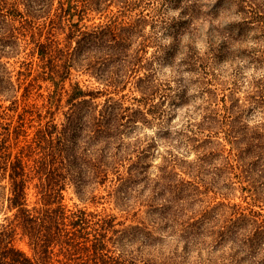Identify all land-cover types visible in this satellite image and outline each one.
Returning a JSON list of instances; mask_svg holds the SVG:
<instances>
[{
	"label": "clouds",
	"instance_id": "obj_1",
	"mask_svg": "<svg viewBox=\"0 0 264 264\" xmlns=\"http://www.w3.org/2000/svg\"><path fill=\"white\" fill-rule=\"evenodd\" d=\"M216 2L211 0L212 4ZM257 5L264 7V0H246L243 11L234 5L233 14L221 25L247 26L243 39L229 47L230 57L217 55L214 64L211 53L204 55L208 51L204 42L209 27L205 25L196 45L202 61L197 62L195 71L187 72L183 67L177 70L175 66L164 68L155 73L147 89L145 84L151 73L143 65L155 49L145 48L140 53L143 36H134L128 28L117 34L121 37L127 33L128 43L117 40L109 31L77 42L74 50L78 55L86 43L99 42L100 51L86 62L91 64V69L83 73L104 89L96 95L88 93L91 99L104 97V102L97 105L100 109L97 114L102 110L119 114V139L109 152L108 162L112 167L105 169L98 186L108 181L109 175L119 176L121 170L125 175L138 171L147 177L148 187L135 206L142 209L140 201L163 190L159 204H169L171 207L164 211L175 213V231L165 228L153 235L148 228L142 233L144 240L123 249L113 248L119 258L140 264H179L180 261L210 264L212 260L216 264H264V233H257L255 226L243 218L231 221L230 207L223 204L210 207L205 199L209 192L225 200L237 190L243 194L244 189L240 187L243 183L248 185L250 194L264 200V19H261L264 11ZM50 7L51 0H47L46 11ZM144 31L150 35L149 27ZM220 43L217 39L213 47L219 48ZM115 50H123L132 61L125 62L118 73L121 58L113 55ZM16 59V56L0 58L13 62ZM179 63L177 58L175 64ZM126 88L127 95L121 102L127 100L128 106L121 110V103L111 101L108 90L116 93ZM89 104L82 102L75 107L84 108ZM213 118L215 123L210 127ZM104 123H111V115ZM233 124L237 126L239 144L230 135ZM117 145L120 152L113 158ZM224 145L228 146L227 154ZM177 183L178 190L173 187ZM144 186L140 182L136 191ZM115 191H123V187ZM225 236L230 238L225 240Z\"/></svg>",
	"mask_w": 264,
	"mask_h": 264
},
{
	"label": "trees",
	"instance_id": "obj_2",
	"mask_svg": "<svg viewBox=\"0 0 264 264\" xmlns=\"http://www.w3.org/2000/svg\"><path fill=\"white\" fill-rule=\"evenodd\" d=\"M141 1L51 0V7L46 11L47 0H0V58L18 55L22 41L29 36L27 42L33 44L32 53L37 55L39 61V73L33 80L42 79L51 87L43 104L45 115L39 117L35 131L27 134L25 124L34 121V117H26L30 111L26 110L25 104L17 112V89L12 80V72L7 61L0 60V98L10 101L9 106L3 107L0 113V215L4 216L0 223V264H140L139 261L119 258L113 248L123 249L126 246L122 240L129 234L128 230L133 229L132 232L140 234V231L145 232L144 229H117L116 225L119 223L116 222V217L104 210L90 211L86 206L78 205L68 208L63 203V192L69 186L75 188V194L80 200L85 194H90L95 199L93 193L107 183L106 181L98 186L99 179L106 174L105 169L112 167L108 162L109 152L118 141L120 131L118 113L116 115L102 110L97 114L100 110H97V104L88 95H96L97 92L84 91L76 82L69 83L68 88H64L71 71L75 68L89 71L92 66L86 62L93 53L100 51L99 42L93 40L86 43L83 52L78 55L74 50L77 42L109 31L117 40L122 39L128 43L130 37L127 33L121 37L117 34L122 29L131 28L134 36L144 37L140 46V53H144L150 40L143 33L141 19L124 22L112 17L103 23L89 26L81 23L86 14L102 12L110 3H116L122 11L137 6ZM171 1L162 0L161 6L154 9L157 17L152 18L161 28L173 30L169 64L175 63L177 55L187 50L184 55L186 57L180 60L176 69L183 66L188 72L195 70V65L191 63L193 58L202 61L197 53L192 52L190 45L182 44L185 37L188 42H194L198 37L199 30L195 23L199 20L202 25L203 21L222 17L225 12L230 14L234 5L239 11H243L246 3V0H217L215 4L211 0H187L179 7L178 17L168 18L163 11ZM19 6L23 8L22 11L18 9ZM257 8L264 10L260 5ZM246 28L243 24L225 26L228 35L221 34V51L226 53L233 41H240V34ZM234 33L236 40L231 37ZM36 35L39 38L35 39ZM42 35L45 36L43 41L40 40ZM151 37L155 39L154 32ZM207 44L210 46L211 42L208 41ZM113 55L121 58L117 73L125 62L132 63L123 50H115ZM150 73L146 89L151 87L154 76L153 70ZM63 96L65 99L62 104ZM82 102L91 104L84 108L75 107ZM62 106L67 110L63 111V121L57 123L54 116ZM123 109L125 108L121 104V110ZM5 111L16 112L8 123L3 118ZM109 115L111 123L105 124ZM214 123L215 118L210 127ZM235 133L236 128L232 125L230 135L238 143V135L233 136ZM12 140L15 145L20 144L15 152L12 151ZM119 152L120 147L117 145L116 151L112 153L113 158ZM110 177L111 175L108 181ZM115 182H118L117 186L108 193L114 197L118 206L124 207L131 200H138L148 187L147 177L141 176L138 171L125 175L121 170L119 176L115 177ZM140 182H144L145 186L137 192ZM117 187H123V191H115ZM173 187L178 190L179 184ZM30 188L34 189L36 197L31 206L28 201ZM243 189L248 191L246 187ZM153 192L155 193V187ZM159 194L149 198V204L150 199ZM254 201L260 202L257 198ZM229 207L232 209L231 221L243 218L255 226L257 233H264V214L252 209L245 211L238 204ZM165 208L168 207L160 206L157 209L163 215L161 220L173 223L175 214L164 211ZM17 234L20 238L27 239L31 256L15 246ZM142 237L133 236V243L144 240L143 235ZM229 238L225 236V240ZM127 240L129 242L130 238L125 241ZM252 251L255 252L256 249L253 248ZM179 264H183V261ZM210 264H216V261L212 260Z\"/></svg>",
	"mask_w": 264,
	"mask_h": 264
},
{
	"label": "rangeland",
	"instance_id": "obj_3",
	"mask_svg": "<svg viewBox=\"0 0 264 264\" xmlns=\"http://www.w3.org/2000/svg\"><path fill=\"white\" fill-rule=\"evenodd\" d=\"M187 0H179L178 2L176 0H172L171 3H167L164 12V15L168 18H176L179 16V7L183 5V3ZM115 2V1H114ZM110 3L106 9H102V12H91L85 15L83 21L81 24L89 26L92 24H97L100 22H105L109 18H117L118 21L122 20L124 22H132L136 19H141L142 22V27H143V33L145 34V27L150 28V36L146 35L147 37H150L149 42L146 44V48H154L155 51H152L150 53V59H148L147 63L143 65L144 69L146 71L151 72V70L154 71V74L156 72H162L164 68H170L171 65L175 66V68L178 66V64L170 63V55L172 53L171 48H170V43H171V35L173 30L170 28L168 30H165L161 28L159 25H157L156 22H154V19L152 18L153 16H156V13L154 9L156 7H160L162 0H142L141 2L138 3L137 6L132 7L127 10H121L119 8V5L116 3ZM261 6V5H260ZM20 11L23 10L21 6L18 7ZM150 9V11H148ZM135 10V11H133ZM144 10V11H141ZM264 11V10H263ZM123 12V13H121ZM233 13L226 14L223 13L222 17H217L214 18L210 21H203V24L200 25V21L195 23V27L198 28V37L195 39L194 42H188L187 39L182 42V44L185 45H190L192 48V52L197 53V48L196 45L201 39V35L203 33V29L205 25H208V31L206 33L207 35V41L204 42L207 45L208 51L204 53L205 56H208L209 53H211L213 63L216 64V56L221 55L225 58H228L232 55V53L229 52V50L225 53L221 51V46L219 48L213 47V45L216 43V40L219 39L221 41L222 37L221 34H227L228 29L225 31V26L224 25L225 21L232 15ZM219 18V22H217ZM264 18V17H263ZM199 23V24H198ZM198 24V25H197ZM154 32L155 34V39L153 40L151 35ZM246 34V29L242 31L240 34V40L243 39V36ZM224 35V36H225ZM228 35V34H227ZM44 35L41 36L40 40H44ZM62 35L59 36L58 38L61 39ZM236 40L235 38L236 35L234 33V36H231ZM39 38L38 35L35 36V39ZM30 39L29 36H26L24 40L22 41V47L20 49V53L16 55L17 59L15 62L11 60H7L9 69L12 72V80L14 81V84L16 85V99H17V112H20L22 110L23 105L27 107L26 110L30 111V114H27L26 117L30 118L29 116L34 117V121L30 123L25 124L26 132L27 134H31L32 132L35 131L36 126L38 125V119L39 117H43L45 115V98L47 97L51 87L48 82H44L42 79H35L33 80L37 74L39 73V61L37 58V55H33L32 50H33V44H30L27 42ZM208 41L211 42V45L208 46ZM235 42V41H233ZM232 42V43H233ZM221 45V43H220ZM203 46V45H202ZM185 48V47H184ZM187 53V50H183L180 55H177L176 58H179V60L184 59L186 56H184ZM200 57V56H199ZM194 60L191 61L193 63L194 69L196 68V64L199 61L197 58H193ZM202 59V58H201ZM176 61V60H175ZM153 65H155V68H153ZM183 67V66H181ZM201 67H203V62L201 63ZM184 68V67H183ZM185 69V68H184ZM88 70H83L80 68H75L71 71V76L69 81L65 83L64 88H68V84H74L75 82L78 83V85L84 90V91H89V92H97V91H104L102 86H98L96 82L92 79L89 78V76L84 75V72H87ZM185 71V70H184ZM195 70H192L191 72H194ZM188 72V71H187ZM178 83H182L178 82ZM195 83V81H193ZM128 88L131 87V84L127 86ZM108 95L110 100L112 99L113 101H118L122 104L123 108H127L128 106V101L124 100L121 102V98L127 95V88L123 91L120 92L117 90L116 93H113L111 89L108 90ZM65 99V96L62 97V104ZM264 99V97H262ZM228 97H224V102L227 104ZM104 102V97L103 96H97L94 99V103L99 105ZM10 101H3L0 98V113H2L3 107L9 106ZM171 107V105H170ZM67 108L65 106H62L59 112H57L54 116V121L57 123H60L63 121L64 116H63V111L65 112ZM97 110H100L97 108ZM4 113V111H3ZM16 112L13 111H5V116H3L4 120L6 123L10 122L11 117H15ZM12 118V119H13ZM2 120V121H4ZM44 122V120H42ZM234 127L236 128L237 131V126L233 124ZM1 130V129H0ZM237 135V133L233 134ZM22 139V138H20ZM239 144V139L237 140ZM20 145L17 143L15 145L14 141H11V146H12V151L15 152L16 147ZM224 151L225 154L228 152V146L224 145ZM123 174V173H122ZM238 175V174H237ZM112 180V181H110ZM235 183V181H233ZM117 182H115L114 177H110L109 181L105 183L104 186L99 187L93 195H95V199H92V196L90 194H85L83 195V199L80 200V198L74 193L72 187H67L66 190L63 192L64 195V200L63 203L68 207L71 208L73 205H78L79 207L86 206L88 210L90 211H96V212H102L103 210L106 213H110L116 217V222L119 223L116 225L117 229H122V228H139V229H144V231L148 228H151L152 234L156 235L157 233H162L165 228L174 229L173 223L170 221H162L161 213L157 210L158 207L161 205L159 204V197L163 195V190H161L160 194L157 197H154L153 199H150V204L149 200L146 199L144 201H140V203L143 205L142 209H138L135 204L137 201L140 200H131L128 203V206H118L114 200V197L112 198L108 197L107 192L110 190H113L117 186ZM240 187H246L247 190L243 191V194L239 190H237L231 198L225 200L222 199L219 195L213 197V193L209 192L207 196L205 197L206 201L209 203L210 207H216L217 205L223 204L226 208L233 204H238L240 207L245 208V211L247 209H252V211H257L262 214H264V200L259 199L260 202H255L254 199L256 196L254 194H250V189L247 184L241 183ZM146 190V189H145ZM200 191L203 192V189L200 188ZM28 201L29 205H33L34 201L36 199L35 197V191L33 188L29 189L28 192ZM175 199V197H173ZM154 200V201H153ZM82 203H81V202ZM179 203V201H176ZM115 204V206L113 205ZM149 205H152L149 207ZM157 206V207H156ZM164 207L170 208L171 206L169 204H164ZM153 207H156L153 209ZM231 208V207H230ZM170 214L174 215V211H168ZM3 215H0V223L3 221ZM231 217V215H230ZM132 230H128V233L126 238L122 240L123 244L128 245L133 243V236H137L139 238L142 237V233L140 231V234L137 232H132ZM171 234V233H170ZM130 238V241L128 242L125 241L126 239ZM121 242V243H122ZM136 242V241H135ZM15 246H17L19 249L24 251L27 255L31 256L32 253L30 251V248L28 247L27 244V239L26 238H20V235L17 234L16 240H15Z\"/></svg>",
	"mask_w": 264,
	"mask_h": 264
}]
</instances>
